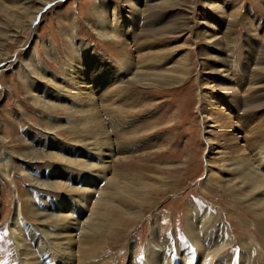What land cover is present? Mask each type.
<instances>
[{
	"label": "rangeland",
	"instance_id": "rangeland-1",
	"mask_svg": "<svg viewBox=\"0 0 264 264\" xmlns=\"http://www.w3.org/2000/svg\"><path fill=\"white\" fill-rule=\"evenodd\" d=\"M38 1L0 0V264H22L13 227L38 264L68 263L47 233L73 217L101 226L71 264H264V191L241 195L242 169L227 161L258 156L247 138L264 129V0H53L30 27ZM95 10L119 26L116 39L97 35ZM121 58L161 74L186 59L187 74L138 85ZM80 65H92L81 79ZM32 210L52 218L38 225Z\"/></svg>",
	"mask_w": 264,
	"mask_h": 264
},
{
	"label": "bare ground",
	"instance_id": "bare-ground-1",
	"mask_svg": "<svg viewBox=\"0 0 264 264\" xmlns=\"http://www.w3.org/2000/svg\"><path fill=\"white\" fill-rule=\"evenodd\" d=\"M28 1H30V0H24V2H28ZM53 0H39L38 2H39V6H36L35 7V9L34 10H32V13H30L29 15L27 14V21L29 22V25H30V27H32L31 25L35 22L34 20H35V18H37V16H38V13L43 9V7H45L47 4H49L50 2H52ZM165 2V1H164ZM159 5V4H158ZM162 5V4H161ZM165 6H166V4H164ZM157 6V5H156ZM160 6V5H159ZM165 6H163V7H165ZM150 7H152V6H150ZM22 8V7H21ZM160 8V7H159ZM8 9V8H7ZM11 9V8H10ZM96 9V8H95ZM17 10V9H16ZM98 10V9H97ZM97 10H95V12L97 13V15H99L98 17H100L101 16V18L99 19V29H98V31H96V33H97V35H99V36H101V37H106V38H110L111 40H114V39H116L119 35H120V33H121V29H119L118 27H116V28H114V29H110V24L112 23H110V21L108 20V17L105 15V14H103V13H100V11H97ZM146 10H148V8L146 9ZM9 11V10H8ZM149 11V12H148ZM147 12H148V14L149 13H152V10L150 11V10H148ZM10 12V11H9ZM26 12V11H25ZM14 13V12H13ZM153 13H154V11H153ZM17 14H18V11H17ZM147 14V13H146ZM15 15V14H14ZM154 14H152V16H153ZM147 16V15H146ZM150 16V15H149ZM148 17V16H147ZM12 18H14V16L12 17ZM153 18V17H152ZM156 18V17H155ZM146 19V18H145ZM149 19V18H148ZM146 21V20H145ZM27 22V23H28ZM109 25V26H108ZM115 27V26H114ZM118 28V29H117ZM149 29V28H148ZM106 38H104V39H106ZM69 39V44H70V48H71V50H72V52H73V48L75 47L74 46V44L75 43H73V37H69L68 38ZM75 41V40H74ZM80 43V42H79ZM118 43V42H117ZM81 44V43H80ZM85 47H83V49H84ZM45 49H46V47H45ZM75 49V48H74ZM82 49V50H83ZM77 51V50H76ZM75 51V54H80L78 51L76 52ZM77 54V55H78ZM141 57V56H140ZM92 58V57H91ZM164 58V57H163ZM166 59V58H165ZM84 60V59H83ZM99 60H100V57H99ZM120 60V68H122V70H124V71H122V72H126V73H131V77H129L130 79L128 80L129 82H132V83H134V84H138V85H149L150 84V82L151 81H156V82H159L160 83V86H164L165 88L166 87H168V86H170V87H172V86H178L180 83H181V81H183V79H184V77L186 76V74H187V65L185 64V62H184V60H186V59H181V60H179V61H177V63H176V65H174V67H172V66H164V67H162L163 68V73L161 74L160 72H155V71H148V72H143V71H135V72H131V70H129L130 69V65H131V63H130V61H129V58H121V59H119ZM167 61V60H166ZM100 62V61H99ZM160 61H158V60H155V62L154 63H159ZM147 63H149V62H147ZM87 64H88V62H87ZM79 65V64H78ZM77 65V66H78ZM98 65H99V63H98ZM100 66V65H99ZM150 66V65H149ZM89 67H90V69L89 68H87L86 67V69H85V67H83L82 68V66L80 65L79 66V68L80 69H78V71H79V74L77 75V77H79V79H81V76L82 75H85L86 74V76H88V74H90V72H91V68H92V65H89ZM101 67V66H100ZM140 66L139 65H137V69L139 68ZM259 70H258V74H260V71H262V70H264V67H257ZM136 69V70H137ZM225 70V69H224ZM231 70V69H230ZM43 71V70H42ZM117 71L115 70V69H113L112 70V74L111 75H113V74H115ZM43 73V72H42ZM125 73V74H126ZM255 74H256V71H255ZM232 75H235L236 76V88H238L239 90H241V91H248V90H250L251 88H252V86L251 87H248V88H246L245 87V82L243 81L242 82V77H241V73L240 72H238V71H236V70H234L233 69V71H232ZM91 79H93L94 78V76L93 75H90L89 76ZM110 77V76H109ZM117 77V76H116ZM260 77V76H259ZM78 79V78H77ZM258 80H260V78H258ZM90 82H91V80H85V81H82L81 82V85H82V87H79V88H83L82 90H85V89H91L92 88V85L90 84ZM79 83V82H78ZM93 83H95L94 82V80H93ZM152 83V82H151ZM244 84V86H243V84ZM80 85V86H81ZM90 91V90H89ZM227 92V91H226ZM118 93H119V91H118ZM120 94V93H119ZM128 95V94H127ZM125 96V95H124ZM133 96V99L132 100H134V99H136L138 96H135V95H132ZM126 98V97H125ZM124 98V99H125ZM128 100H130V98L128 99ZM128 100L127 101H125V102H128ZM250 101H251V99H250ZM122 103V102H121ZM128 103H130V102H128ZM249 104V103H248ZM253 104V105H252ZM251 105L253 106V107H261L262 106V104L261 103H259V102H256L255 100L253 101V103H252ZM42 105V104H41ZM52 108V107H51ZM58 108H59V106H58ZM45 109H46V107H45ZM91 110V109H90ZM93 112V111H92ZM70 113V112H69ZM94 113V112H93ZM95 114V113H94ZM97 114V113H96ZM95 114V115H96ZM101 116V115H100ZM92 119H94V118H92ZM121 122V121H120ZM122 125V124H121ZM258 125L260 126V128H262L261 127V124H257L256 126L258 127ZM95 126V125H94ZM263 126V125H262ZM99 128V127H98ZM259 129V128H258ZM128 132V131H127ZM204 134H206V131H204ZM256 134V133H255ZM264 129L262 128V135L258 138V137H253L252 139H253V141L251 142L250 141V139H248L247 138V140H249V143L247 144V146L249 145V148H251L253 145H254V150H253V152L254 153H256V155H257V153H258V156L257 157H255V159H251L250 157H248V156H242V157H240L238 160L237 159H235L234 161H229V160H227L230 164H237V166H239V168L240 169H242V170H238V175H237V177H235V179H234V181H233V185H236V184H240L239 185V187H238V189L242 186V187H245V186H248V187H246V188H244L245 189V192H244V189H241V192H240V194L241 195H249L248 197H252V199L253 200H255V201H257L258 202V200H260L261 198L259 197V198H257V197H255V194L257 195V194H259V191H264V144H263V139H264ZM107 136V135H106ZM205 140H208L207 138H205ZM210 140V139H209ZM107 142V141H106ZM90 144V143H89ZM39 146V145H38ZM30 150V149H29ZM33 153H35V152H33ZM35 154H37V153H35ZM111 154V153H110ZM24 156V155H23ZM231 157H233V156H231ZM236 157V156H235ZM27 158V157H26ZM30 158V157H29ZM113 158V157H112ZM230 160H233V159H230ZM79 162V161H78ZM110 162V161H109ZM113 162V161H112ZM224 162H226V161H224ZM254 163H256V165H253ZM86 164H91V163H86ZM112 164V163H111ZM1 165H3V164H1ZM210 166V165H209ZM107 167H108V164H107ZM106 166H105V168H107ZM228 167H229V165H228ZM234 168H236L235 167V165L233 166ZM233 168V169H234ZM261 169L262 171H260L259 172V170L258 169ZM226 169V168H225ZM227 169H230V168H227ZM226 169V170H227ZM231 170V169H230ZM105 172V171H104ZM235 172V171H234ZM210 173V172H209ZM4 175H6V174H4ZM209 175V174H208ZM8 177V176H7ZM9 178V177H8ZM7 178V179H8ZM120 178V177H119ZM238 178V179H237ZM137 179V178H136ZM9 180V179H8ZM229 180V179H228ZM237 180V181H236ZM230 181V180H229ZM44 182V181H43ZM116 182V181H115ZM119 182H121V181H119ZM139 182V181H138ZM137 182V183H138ZM142 182L143 181H141V187H144L145 186V184H143V186H142ZM228 182V181H227ZM35 183H37L36 181H35ZM39 183V186H40V181L38 182ZM49 182H44L43 184H41V185H43L44 187H50L51 185H47ZM54 184H55V182H53ZM52 183V184H53ZM59 183V182H58ZM118 185H119V183L118 182H116ZM232 183V182H231ZM243 183V184H242ZM57 184V183H56ZM61 184V183H60ZM40 187H42V186H40ZM59 187H60V185H59ZM58 187V188H59ZM109 187V186H108ZM120 187V186H119ZM126 187V186H125ZM236 187V186H235ZM43 188V187H42ZM79 188V187H78ZM117 188V187H116ZM129 188V187H128ZM127 188V189H128ZM233 188V187H232ZM247 188H249V189H247ZM143 189V188H142ZM246 189H247V191H246ZM71 190V189H70ZM83 190V189H82ZM113 190V189H112ZM123 190V189H122ZM133 190H135V189H133ZM144 190H145V188H144ZM259 190V191H258ZM85 191V190H84ZM88 191V190H87ZM90 191V190H89ZM136 191V190H135ZM141 191V190H140ZM246 192H248L249 194H246ZM105 193V192H104ZM106 194V193H105ZM107 194H109V193H107ZM111 194V193H110ZM130 195V194H129ZM140 195V194H139ZM254 195V196H253ZM16 196V195H15ZM106 196V195H105ZM136 196H137V194H136ZM141 196V195H140ZM129 197H131V196H129ZM134 197V196H133ZM132 198V197H131ZM137 200H138V198H136ZM109 200V199H108ZM116 200V199H115ZM16 201V200H15ZM117 201V200H116ZM115 201V202H116ZM142 201V200H141ZM19 202V201H18ZM18 202L16 201V206L14 205V210L11 212V218H10V222L12 223V221L13 222H15V224L17 225V223H18V221H20L21 220V212H20V208H19V206L17 205L18 204ZM109 202V201H108ZM112 202H113V200H112ZM111 202V203H112ZM119 202V201H118ZM139 201H137V203H138ZM143 202V201H142ZM256 202V204H258ZM107 203V202H106ZM110 203V204H111ZM141 203V202H140ZM97 204V203H96ZM95 204V205H96ZM128 204V203H127ZM192 206H193V208H197V202L195 201V202H192ZM200 204V203H199ZM198 204V205H199ZM255 204V203H254ZM255 204V205H256ZM116 205H118V204H116ZM130 205V204H129ZM138 205V204H137ZM201 205V204H200ZM253 205V204H252ZM97 206H99L98 204H97ZM101 206V205H100ZM115 206V205H114ZM188 206V205H187ZM102 207V206H101ZM104 207V206H103ZM117 207H119V206H117ZM141 207V206H140ZM254 207V206H253ZM252 207V208H253ZM120 208V207H119ZM119 208H117V209H119ZM123 208V207H122ZM128 208V207H127ZM97 209H99V208H97ZM115 209V208H114ZM198 209H199V206H198ZM100 210V209H99ZM122 210V209H121ZM124 210V209H123ZM131 210V209H130ZM133 210V209H132ZM138 210V209H137ZM261 211H264V207L263 208H261L260 209ZM133 211H135V209L133 210ZM200 211V210H199ZM114 213V212H113ZM31 214H32V216L37 220V224L38 225H44L45 223H46V221H47V219L48 218H52V215H50V213H37V212H35V211H31ZM39 214V215H38ZM99 214V213H98ZM102 214V213H101ZM127 214V213H126ZM129 214H130V212H129ZM128 214V215H129ZM139 214V213H138ZM193 215V211H191L190 213L189 212H187V221H188V223L190 222V216H192ZM203 214H204V212H203ZM205 214H206V212H205ZM205 214H204V216H205ZM38 215V216H37ZM118 215V214H117ZM127 215V216H128ZM198 215H199V213H198ZM202 215V213L199 215V216H201ZM37 216V217H36ZM94 216V215H93ZM113 216V215H112ZM123 216V215H122ZM58 217V216H57ZM65 217V216H64ZM70 217V216H69ZM135 217V216H134ZM136 217H138V215L136 216ZM59 218H60V216H59ZM72 218V217H71ZM90 219L92 218V217H89ZM101 218H102V216H101ZM130 218V217H129ZM66 219H68V216L66 215ZM74 221L76 220V222L74 223V222H62V223H57L58 225L59 224H61L60 226H57V229L55 228V230H53V231H51V232H48L47 233V244H53L54 246H56L57 248H58V250L60 251V255L61 256H63L64 257V260L65 261H67L68 263H66V264H71L72 262H71V260L72 259H74L75 258V255L73 254V252L74 251H72L73 249H74V245H77V248L79 249L78 251L80 252V251H82V253H83V251L85 250L84 249V247H88L89 248V246H88V244L91 242V241H96V238H95V236H94V230L95 229H93L92 227H95V226H93L92 224H91V222H89V223H87V221L85 220L83 223H82V225H79V219H75L74 217L72 218ZM97 219V218H96ZM116 219H117V217H116ZM115 219V220H116ZM137 219V218H136ZM135 219V220H136ZM60 220V219H59ZM93 220V219H92ZM97 220H100L99 218L97 219ZM133 220V219H132ZM132 220H130V219H128L127 217L125 218V221H126V223H127V226H130L131 225V223H133V221ZM209 220V219H208ZM90 221V220H89ZM105 221V219L103 220V222ZM124 221V220H123ZM185 221V220H184ZM207 221V220H206ZM108 222H112V220L111 221H108ZM119 222V221H118ZM121 222V221H120ZM99 223V222H98ZM97 223V224H98ZM94 224V223H93ZM97 224H95V225H97ZM112 224V223H111ZM114 224V223H113ZM112 224V226H114ZM116 224V223H115ZM121 224H122V222H121ZM120 224V225H121ZM186 224V223H185ZM117 225V224H116ZM194 225H195V223H194ZM101 226V225H100ZM99 226V227H100ZM99 227H95V228H98L99 229ZM109 227H110V225H109ZM116 227V226H115ZM121 227V226H120ZM195 226H193V223L191 222V224H189V225H187L186 224V228H187V230H188V234H192L193 236H195V234H196V232L194 231V228ZM102 228V227H101ZM122 228V227H121ZM110 229V228H109ZM101 231V230H100ZM110 231V230H109ZM111 232H112V230H111ZM193 232H195V233H193ZM11 233H12V236H13V239H14V241H15V243H16V245H17V249H18V255L20 256V260H21V263L22 264H38L37 262H36V260L34 259L35 257L32 255V252H31V250H30V248L28 247V244L24 241L25 240V238H22L21 237V234H20V231L18 230V228L16 229L15 227H13V228H11ZM107 233V232H106ZM114 233V232H113ZM190 234V235H191ZM196 237H197V235H196ZM107 239V237H105V238H103V240H106ZM151 241L152 240H150V243H151ZM195 241V240H194ZM197 241V240H196ZM202 242H204V240L203 241H201L200 242V239L198 238V246L201 248V247H203L204 245L203 244H201ZM196 243V242H195ZM70 244H71V246H70ZM92 244H93V242H92ZM197 244V243H196ZM94 245V244H93ZM69 246V247H68ZM91 249V248H90ZM87 251V250H86ZM215 251V250H214ZM90 252V254L92 253L91 251H89ZM94 252L95 251H93V253L92 254H94ZM204 252V251H203ZM212 252V251H211ZM216 252V251H215ZM81 253V252H80ZM85 253V252H84ZM87 253V252H86ZM87 254H89V253H87ZM86 254V255H87ZM96 254V253H95ZM77 255V254H76ZM79 255V254H78ZM85 255V254H84ZM85 255V258L86 257H88V256H86ZM96 255H98V254H96ZM150 255V254H149ZM81 256V255H80ZM83 256V255H82ZM90 256V255H89ZM92 256V255H91ZM155 257H157V256H155ZM39 259H40V257H39ZM59 259V258H58ZM88 260H89V262L87 261V259H82L81 260V258L80 257H77V264H87V263H90L93 259H92V257H88ZM58 261V263L59 264H64V262L63 261H60V260H57ZM74 261H75V259H74ZM150 261V260H149ZM172 261V260H171ZM87 262V263H86ZM130 263V262H129ZM157 263V262H156ZM92 264V263H91ZM152 264H154V263H152Z\"/></svg>",
	"mask_w": 264,
	"mask_h": 264
}]
</instances>
